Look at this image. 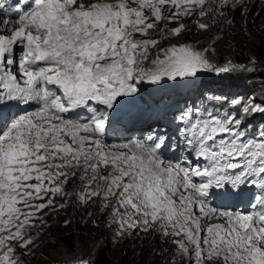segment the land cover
Returning <instances> with one entry per match:
<instances>
[{
	"label": "snow or ice",
	"instance_id": "1",
	"mask_svg": "<svg viewBox=\"0 0 264 264\" xmlns=\"http://www.w3.org/2000/svg\"><path fill=\"white\" fill-rule=\"evenodd\" d=\"M225 10L250 11L247 0H0V264H25L50 213L97 200L117 235L171 238L172 264H264V123L248 130L264 100L204 96L173 117L176 139H108L144 82L247 70L209 56L219 36L158 48L195 34L182 18L207 31ZM12 105L24 110L6 116Z\"/></svg>",
	"mask_w": 264,
	"mask_h": 264
},
{
	"label": "rangeland",
	"instance_id": "2",
	"mask_svg": "<svg viewBox=\"0 0 264 264\" xmlns=\"http://www.w3.org/2000/svg\"><path fill=\"white\" fill-rule=\"evenodd\" d=\"M247 6L250 11L244 14L238 11L228 12L225 10L226 19L221 20L217 17L216 24L207 31L195 30L194 21L196 17L182 18L179 22L186 24L187 29L194 30L195 34L193 31L185 30L178 38L162 40L158 45V48H164L172 44L191 42L200 48H204L219 36V40L213 45L215 52L209 53V56L218 64L222 65L231 60L236 64L247 66V70L238 69L236 72L222 75L206 73L197 80H165L160 85L144 82L137 97L122 105V119L125 121L121 119L114 124L109 131V141L142 138L153 129L158 134L168 131V127L161 124L162 118H158L159 115H156V111H160V102L163 100L171 101L173 107L181 104L177 107L178 111L183 109V105H191L193 102L205 103L207 101L204 100V96L210 97L213 94L227 97L240 96L242 98L255 96L257 102L264 100V79L256 76L251 65L234 61L236 53L241 50H251L258 38L264 37V0H247ZM167 14L168 12L165 10V15ZM211 19L212 17H206L204 21L210 22ZM228 19L234 22L230 25L227 23ZM165 23L162 21L158 27H164ZM176 26H178V22L167 23L169 29ZM153 38H158V36L154 34ZM156 50L158 49H154L153 53ZM220 55L222 56L220 57ZM150 58H154V55ZM150 102L152 104H149ZM143 105H146L145 112L151 124L142 128L136 127L132 129L134 132L130 131L125 125L126 120L127 118L133 119L136 109L142 108ZM9 107H5L3 111L5 110L7 113L8 110L6 109ZM169 112L175 113L171 108ZM12 113H16L13 108L7 115ZM139 115L140 118L144 116L141 109ZM163 118L170 119L168 114ZM172 121L173 119L169 125L171 130L167 133L176 139L177 121L176 123ZM249 123L251 125L264 123V115L257 114ZM248 130L250 131V128ZM78 187L79 181L71 180L66 186V190L73 191ZM245 191L259 195L258 189H245ZM72 199L75 200V197ZM60 202L63 201L58 198L57 203ZM108 213L109 210L100 207L98 200L95 205L89 204L83 208L70 202L66 209L59 210L54 214L50 213L45 217L46 224L42 228L37 227L33 230L39 233V237L36 240L33 254L23 257L25 264H72L74 258H86L98 244L107 246V252L113 259L112 264H172L171 257L175 245L170 242L171 238H163L156 232L145 233L140 230L117 235L116 225L106 219ZM65 221L69 222L66 224ZM37 223L39 222L37 221ZM68 231H74L76 235L80 234L82 238L78 239L76 247L72 250L67 248L59 239L61 233ZM176 264H181V262L177 260Z\"/></svg>",
	"mask_w": 264,
	"mask_h": 264
},
{
	"label": "trees",
	"instance_id": "3",
	"mask_svg": "<svg viewBox=\"0 0 264 264\" xmlns=\"http://www.w3.org/2000/svg\"><path fill=\"white\" fill-rule=\"evenodd\" d=\"M221 56L222 55H220V57ZM220 57L218 56L219 60H221ZM234 61L251 65L256 76L264 79V37H259L251 50H241L236 53ZM256 126H258V124L254 123V125L250 128V132L254 131ZM59 239L65 246H67V248L72 250L76 247L78 239L82 238L80 234L76 235L74 231H68L61 233ZM86 258L90 259L92 264L113 263L111 255L107 252V246L103 244H98L93 251L89 252Z\"/></svg>",
	"mask_w": 264,
	"mask_h": 264
},
{
	"label": "bare ground",
	"instance_id": "4",
	"mask_svg": "<svg viewBox=\"0 0 264 264\" xmlns=\"http://www.w3.org/2000/svg\"><path fill=\"white\" fill-rule=\"evenodd\" d=\"M143 103V102H142ZM129 114V113H128ZM143 115V114H142ZM123 120V119H122ZM174 128V127H173ZM173 131V130H172Z\"/></svg>",
	"mask_w": 264,
	"mask_h": 264
}]
</instances>
